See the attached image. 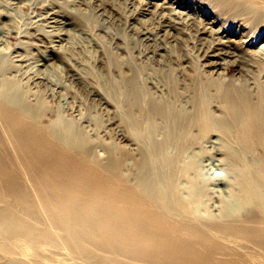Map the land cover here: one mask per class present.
I'll return each mask as SVG.
<instances>
[{"label":"bare ground","instance_id":"bare-ground-1","mask_svg":"<svg viewBox=\"0 0 264 264\" xmlns=\"http://www.w3.org/2000/svg\"><path fill=\"white\" fill-rule=\"evenodd\" d=\"M12 1L0 0V264H43L25 262L24 247L75 264H264L257 255L264 252V53L256 45L264 41V0H194L214 13L210 32L202 19L176 26L167 16L163 31L179 36L171 49L159 34L144 38L159 68L149 66L143 78L138 58L120 59L130 54L124 39L107 35L113 50L105 56L95 45L94 65L118 79L66 74L79 81L63 88L72 104L38 72L27 80L13 60L4 40L10 22L27 39L18 57L36 40L54 43L55 34L29 32ZM97 2L104 18L97 17L136 30V19ZM205 33L208 44L180 45ZM225 54L235 78L212 60ZM216 161L222 173L212 169Z\"/></svg>","mask_w":264,"mask_h":264},{"label":"rangeland","instance_id":"rangeland-1","mask_svg":"<svg viewBox=\"0 0 264 264\" xmlns=\"http://www.w3.org/2000/svg\"><path fill=\"white\" fill-rule=\"evenodd\" d=\"M54 1L55 2L57 1V2L55 3ZM139 1L140 2L135 3L134 6L132 5L131 7H126L124 4H121L116 0H107L109 6H111L118 14H120V16L122 15L124 19H126L127 17H133L134 19H136V20H133V23H134L133 26H135L136 30L131 31L133 32L132 39H131V35H130L131 32L126 30V27H124L125 26L124 22L122 23V27L121 26L118 27L110 23L112 22L111 19H107L106 21H104V19L100 18L99 16L97 17V15H100V13L102 12L96 8L97 7L96 3L100 1L97 2V0H92V1L91 0H81V1L80 0H73V1L72 0H68V1L66 0H24L23 3H19L17 2V0H14L12 1L13 2L12 6L13 8L14 7L18 8L17 10L19 11V14L21 15L22 21H25L26 23L31 22L30 24L31 26L30 25L26 26L27 30H29V32H34L32 28L37 27V28L44 29L45 31H48V32L52 31V33L55 34L54 35L55 37L54 36L52 37V39L54 40V43L49 41V37H46V39L41 38L43 43L45 44L44 45L45 47L41 46L40 45L41 43L38 40H36L35 46L31 47L30 50H28L29 52L28 55H26L23 50L22 53L21 52L19 53L21 54V57H18V52L20 51L19 49L20 41H26L27 39L25 37L21 38L19 35L15 33V27L13 28L15 24L13 25L10 21H8L10 22V26L8 25V28L10 29V31H9V34H7V36L4 38V40H6V42H8L10 45V48H11L10 51L12 53V57L15 63L16 64L22 63L23 67H22L21 72L26 71L25 78L27 80L38 72L39 77L41 78L39 80L47 84V86L51 89V93L54 94L55 97L58 96L61 98V96L64 95L65 97L64 102H69L72 104V102H74L75 100L73 101V99L70 97V93L69 94L66 93V90L63 88L72 87L73 85H77L79 81L73 80L72 77H69V75H74V74L76 75V70H78L81 76H87L88 78L98 79L104 83L105 82L110 83L118 79L117 78L118 75H116L115 73H113L115 75L113 74L110 75L108 71L104 69L105 68L104 66L100 67L98 70L97 65H94L95 60L98 59L97 58L98 53H96V50L94 47L97 46L98 48L97 47L96 48L99 51L101 49V52H103L105 56H106V50L110 47V40L107 35H119L121 38L124 39L126 44L124 45L122 43L120 45L126 46V48L130 50V54L126 56L124 53L123 54L121 53L120 59L122 57H125V60L127 62H131L132 58L134 61H136L138 58L136 62L137 64H140L142 66L141 76L143 78V77H146L145 70H148V72H151V70L149 71L148 69L149 66H153L156 69L159 68L158 66H155V64H153V60L154 59L158 60L159 57L154 56V59L152 58V52H150V50L146 46V42L144 38L147 36H151L150 38H156V34L157 35L159 34L158 37L161 38V41L163 42V44L166 45L167 47L169 46V48L171 49L172 44L175 43V39L179 36L177 35V32L173 30L168 32V30L165 29V31H163L164 25L162 24L166 22L165 18L167 16H170V18H172L173 21L171 23H174L176 26H177V22H181L184 19L185 21H187L190 18L191 19L194 18L195 20L202 19L203 23L200 26L204 27L205 30L208 32H210L211 30L217 29V27L213 25V21L215 19L214 13H212V11L206 12V10H203L204 7L203 8L200 7V5L196 3V1L194 0H143V1L139 0ZM147 1L150 3L149 4L150 7L148 9V12L146 13L145 10L147 7L144 5V2L147 3ZM80 2L83 4L94 5L95 10H93L91 7H88L87 5L85 6L83 4H80ZM141 2L143 3L141 4ZM142 6L143 8H141ZM51 8L53 11H50ZM105 8L108 9L109 7L107 6ZM49 11L50 13L52 12L56 13L57 16H55V19L53 20L49 19L48 17L50 16ZM131 12L134 14L132 15ZM111 13L115 14L113 11H111ZM118 14L116 16H118ZM53 16L54 15L52 14V17ZM100 16L104 18V16L102 15ZM54 20L56 21L54 22ZM108 20L109 22H107ZM37 23L38 25H36ZM0 27H2V24H0ZM98 29H101V32L103 33L99 32ZM98 32L100 34L99 36H98ZM231 38L233 39V37ZM185 39H187L189 42L188 43L184 42V44H180V45L183 47V45L189 44L188 45L189 47L194 48L193 47L194 43H196L197 45L200 43H202L203 45L205 43L208 44L210 40V36L208 37V34L206 33L201 34L200 41L198 40V38H196V36L194 37L191 36L190 38L186 36ZM49 42H51L52 46H54L58 50L56 51L57 53H54L52 51V48L50 47L51 44H49ZM48 44H49V47L46 48V45ZM65 44H66V47H64ZM130 45H133L132 49L129 48ZM256 45L261 50H263L262 52L264 53V41L260 43L257 42ZM145 47L148 51L145 50ZM65 48H71V52H69L67 49L65 50ZM174 49L178 50L176 46H174ZM225 49L230 51V49H228L226 45L223 51H226ZM61 50L66 52L65 57H64L63 52H61ZM30 51H31V54H30ZM144 52L146 55L144 54ZM108 59H110V56L108 57ZM212 60L217 61V64H218L217 71L221 73L223 72L226 78H227L226 70L228 69V67L232 68L231 69L232 72L230 71L228 75L234 78L236 77L235 75L236 66H235V63H233L234 60H233V57H231V55L228 56L227 54H225L224 56L221 55L220 57L214 56ZM144 66L146 67V69ZM94 69L97 70V73ZM66 74H69V75L66 76ZM31 82L32 80H30V83ZM80 85L85 86L86 84L80 83ZM88 88L90 91H95L94 89H92V87H88ZM72 90L74 89L72 88ZM90 95L92 98L97 97L96 94L95 95L90 94ZM57 102H58V99H57ZM101 103L103 105L102 107L105 108L106 111L112 108V104L108 103V101H106V98L105 99L103 98ZM75 106H77V103L74 104V107ZM74 114H77V113H74ZM211 166L213 167L212 169L214 171L216 170L215 172L222 173V171H220V169L223 166L222 162L216 161L213 164H211ZM221 183H223V181H221ZM21 251L24 253L23 258L26 259L25 262H29L31 257L35 258L36 260L42 261L43 264H57L58 262L56 260H58L59 263L63 262L61 264H75V261L81 262L80 260H74V259L67 260L65 258L67 257L66 255L53 256L51 257V259L46 260V256L50 257V255L45 253L43 250L41 251V253H36V254H39L38 256L34 255L33 250L25 248V247ZM257 255L259 256L260 259L264 260V252L260 251L259 253H257ZM4 256L5 254H3L0 251V258ZM2 260L3 259H1L0 262ZM7 264H10V263H7Z\"/></svg>","mask_w":264,"mask_h":264}]
</instances>
